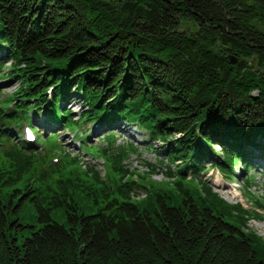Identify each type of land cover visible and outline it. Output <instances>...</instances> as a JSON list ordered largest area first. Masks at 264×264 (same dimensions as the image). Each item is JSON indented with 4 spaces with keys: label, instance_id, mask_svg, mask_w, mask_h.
<instances>
[{
    "label": "trees",
    "instance_id": "16d2710c",
    "mask_svg": "<svg viewBox=\"0 0 264 264\" xmlns=\"http://www.w3.org/2000/svg\"><path fill=\"white\" fill-rule=\"evenodd\" d=\"M3 47L20 85L13 106L0 107V264H264V244L231 205L200 180L202 195L185 184L206 159L264 171V0H0ZM77 100L76 116L65 103ZM29 106L71 128L120 119L162 139L168 160H180L167 173H176L182 203L150 187V207L140 205L134 179L109 183L91 166L72 174L46 161V145L37 150L9 130ZM107 135L103 156L124 179L121 160L133 147L115 151ZM32 173L38 185L4 198L3 186ZM80 189L94 200L89 212L72 194ZM26 200L35 223L20 216ZM55 207L64 222L52 218Z\"/></svg>",
    "mask_w": 264,
    "mask_h": 264
},
{
    "label": "rangeland",
    "instance_id": "374dc122",
    "mask_svg": "<svg viewBox=\"0 0 264 264\" xmlns=\"http://www.w3.org/2000/svg\"><path fill=\"white\" fill-rule=\"evenodd\" d=\"M9 58H11L9 51H7L5 47L0 49V107L11 98L10 96L18 94L16 89L20 85L18 77L8 75V72L11 70L9 61H3ZM65 107H69L72 114L76 116L82 109L80 100L74 101L71 104L65 103ZM29 115L30 119L28 124L32 126L38 125L37 120L40 122L43 121L41 112L39 114V111L35 109H31ZM113 121V125L109 127H99L95 126L93 122L80 121L79 123L70 125L78 127L79 129H69V126L66 127L63 125L64 122L56 120L54 121L56 124L54 133L58 135L57 140L54 136L51 137L50 140H45V138L41 137V141H44V144L42 143L41 147L38 145L37 149H44L46 145V161L51 159L56 160V162H63L64 165H66L65 169L70 170L72 174H76L77 172L82 175H86L84 173L92 174L91 170L87 168L89 165L98 170L100 175L106 178L109 183H115L116 181L125 179H134L136 183L132 186L131 195L132 199L140 205L150 207L149 195L152 193V191L149 190L150 187L163 191L166 190L176 197L173 202L174 204L182 203L181 200L183 196L180 197V194H177V187L174 184L177 175L175 172L171 175L167 173L168 167H170L172 171H176L177 167L175 164L180 163V160L170 162L163 152V147L161 145L162 139L159 138L152 143H150V140H145V133L142 129H135L137 126H135L134 122H132L133 126H127L123 121ZM37 129L38 127L36 126V130ZM13 130L16 131L17 128L14 127ZM37 131L45 137L52 133L44 129L42 130V128H39ZM81 133H89V141L97 145L104 146L106 144V139H104V137L109 133H113V137H118L115 146L123 145L125 142L134 145L136 151H130L128 157L125 155L126 161L122 163L128 166L130 174H127L123 179L119 174L110 169V163L106 157L102 159V156H94L89 150L85 151L83 144H85L86 141L80 137ZM139 138L142 140H138ZM39 143L41 142L39 141ZM214 148H216V153H212V157L220 160V147L216 144ZM211 163L212 159L204 160V168L199 174H192L188 170L186 177L188 178L192 175L193 178H189L188 182L185 184L190 185V187L195 189L200 195L203 194V191L201 182L198 180L208 184L213 191L224 199L222 202L231 205L229 207L233 211L232 213L235 218H237V222L243 224L245 230L258 236L257 238L264 244V171L261 165H256L254 167L257 168H252L246 172L242 163H232V165L229 166L222 164L220 168H217ZM3 164L4 159L0 155V165ZM232 169L234 170L233 173L231 172ZM71 173L69 172L68 175H71ZM186 179L185 181H187ZM35 185H38L37 176L35 173H32L28 176L25 175L18 183L11 186H3L1 191L6 200H16L20 192L14 191V187H19V189L22 190L25 189L26 186L31 187ZM8 192L12 194H8ZM72 194H75V198L78 202L80 201L83 211L89 212L91 208H94L95 204L93 203V198L88 196L84 190H72ZM97 201H100V199L98 198ZM233 204H237V207ZM253 210H255L254 213ZM20 216L23 217V221L27 224L36 222V210L32 201L26 200V202H24ZM51 216L53 219L60 222L66 220V212L61 207L53 208L51 210ZM243 216L246 218V221L243 220ZM29 230L30 228L27 225L18 229L17 237L19 241L25 235L29 234Z\"/></svg>",
    "mask_w": 264,
    "mask_h": 264
},
{
    "label": "bare ground",
    "instance_id": "6f19581e",
    "mask_svg": "<svg viewBox=\"0 0 264 264\" xmlns=\"http://www.w3.org/2000/svg\"><path fill=\"white\" fill-rule=\"evenodd\" d=\"M51 129H54V127H51ZM124 161H126L125 158H123V159L121 160V162H124ZM235 192H237V191H235Z\"/></svg>",
    "mask_w": 264,
    "mask_h": 264
},
{
    "label": "water",
    "instance_id": "95a60500",
    "mask_svg": "<svg viewBox=\"0 0 264 264\" xmlns=\"http://www.w3.org/2000/svg\"><path fill=\"white\" fill-rule=\"evenodd\" d=\"M232 60H234V58H231Z\"/></svg>",
    "mask_w": 264,
    "mask_h": 264
}]
</instances>
